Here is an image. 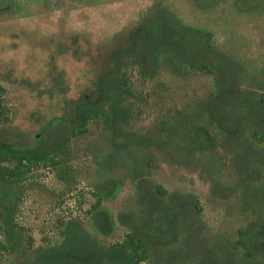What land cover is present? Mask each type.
I'll return each mask as SVG.
<instances>
[{
    "label": "rangeland",
    "instance_id": "374dc122",
    "mask_svg": "<svg viewBox=\"0 0 264 264\" xmlns=\"http://www.w3.org/2000/svg\"><path fill=\"white\" fill-rule=\"evenodd\" d=\"M155 1L181 22L209 31L216 50L242 67L241 86L255 87V77L264 67V0H0V103L6 113L2 126L10 142H31L43 124L66 113L70 101L92 86L102 53L120 41L115 34L133 26ZM128 81L137 97L129 96L132 113L127 128L137 137L165 140L173 123L179 122L181 131L188 120L194 126L203 122V114L195 115V110L196 102L213 86L209 74L161 66L152 77L141 78L132 67ZM177 108L182 112H176ZM105 133L102 123L89 119L83 134L69 137L56 158L62 180L48 162H37L23 187L10 185L13 194L19 191L12 220L32 244L54 242L57 222L73 217L103 243L119 238L126 227L116 222V214L135 210L134 180H145L142 186L158 184L163 189L162 194L153 193L164 203L174 195L195 199L198 205V209L190 208L200 226L198 238L192 240L183 222L174 243L165 248L175 256L172 264H198L197 256L205 252L218 254L219 263L224 264L227 251L228 264H264V252L246 255L240 245L221 246L237 236L238 226L255 218L264 224V198L256 192L255 200L244 199L240 169L223 133L216 131L217 140L204 152H169L141 144L129 159L116 153L107 169L97 166L111 147ZM114 138L123 139L121 135ZM246 140L249 148L252 144ZM245 163L247 168L258 166V176L248 182L255 188L264 181V166L251 158ZM95 189L102 194L100 206L113 220L106 236L97 233L89 220ZM0 253L1 264L23 263L19 250ZM159 258V251L150 246L149 257L141 264H153Z\"/></svg>",
    "mask_w": 264,
    "mask_h": 264
},
{
    "label": "trees",
    "instance_id": "16d2710c",
    "mask_svg": "<svg viewBox=\"0 0 264 264\" xmlns=\"http://www.w3.org/2000/svg\"><path fill=\"white\" fill-rule=\"evenodd\" d=\"M115 35L120 36V41L102 53L92 86L70 101L66 113L43 124L39 135L34 134L31 142H10L2 126L6 113L0 103V233L4 238L0 241V252L19 250L24 256L22 264H141L149 257L150 246L160 254L153 264H172L175 256L165 248L174 243L183 222L192 240L195 242L198 238L200 226L190 214L191 206L198 209L195 199L171 195L170 201L164 203L153 193V190L164 193L158 184L142 186L145 180H134L137 207L116 214V222L126 227L119 238L103 243L81 220L73 217L57 222L58 238L54 242L31 243V238L12 220L19 191L13 194L9 187L12 184L23 187L30 167L37 162H48L62 180L64 175L56 158L70 136L86 131L89 119L102 123L105 140L111 146L104 160H97V166L105 169L114 163L116 153L122 152L129 159L130 153L141 144H152L169 152H204L217 140L215 132L223 133L228 150L234 154L236 168L240 169L244 199L255 200L256 192L260 199L264 198V181L255 188L248 184L258 176V166L247 168L245 163L246 158H251L264 166V67L255 77L254 88L241 86L242 67L232 57L216 50L211 33L181 22L158 1L153 2L133 26ZM161 66L169 71H201L212 77V88L196 102L195 115L202 113L203 122L194 126L188 120L187 127L181 131L179 122L173 123L165 140L137 137L127 128L132 113L129 96L137 97L130 89L128 70L134 67L139 77L148 78ZM176 112L181 113L182 109L177 108ZM159 128L164 129V126ZM115 135L123 139L116 140ZM247 138L252 144L249 148H246ZM144 160L149 164V158ZM92 195L94 200L88 208L90 224L100 235H109L113 226L111 215L100 206L101 192L95 189ZM236 233L235 238L225 240L221 246L240 245L246 255L264 252V224L260 220L255 218L238 226ZM214 256L205 252L196 259L198 264H220L218 254ZM1 257L0 253V264ZM229 257V251L226 258L223 254L224 264H228L225 260Z\"/></svg>",
    "mask_w": 264,
    "mask_h": 264
}]
</instances>
